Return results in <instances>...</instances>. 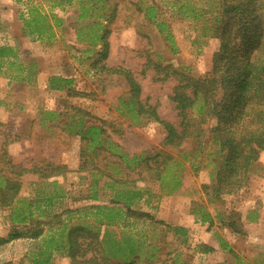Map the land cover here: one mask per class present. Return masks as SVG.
I'll list each match as a JSON object with an SVG mask.
<instances>
[{"label": "trees", "instance_id": "trees-1", "mask_svg": "<svg viewBox=\"0 0 264 264\" xmlns=\"http://www.w3.org/2000/svg\"><path fill=\"white\" fill-rule=\"evenodd\" d=\"M42 1L50 7L77 5V21L96 18L97 21L91 24L81 23L74 32L78 43L87 44L82 52L91 53L85 57L86 61L97 71L103 69L126 80L130 94L118 102L121 115L135 125L143 119L158 123L165 136L159 149L129 155L110 140L102 125H85L86 111L76 108L64 122L63 130L82 141V162L78 170L89 171L87 198L99 202L101 196L108 197L104 202L68 208L59 214L48 210L54 199L63 196L55 178L64 177L71 170L66 165L52 163L19 166L13 164L3 151L0 154V210H8L9 228L0 236V247L16 240L35 241L36 245L18 264H52L57 255L69 258V264H194L181 258L178 251L158 254L160 247L149 233L157 228L168 231L171 240L179 244L184 242L188 229L135 209L134 205L144 195H152L149 188L139 187L137 182L145 174L150 182L158 184V195H171L182 184L183 164L189 157L204 155L207 146H212L214 150L206 154L212 165L211 178L201 185L204 201L193 203L191 213L196 221L209 227L216 219L230 230L236 229L233 224H224L225 220L218 215H212L208 205L219 203L225 195L239 192L248 181L252 166L264 153V0H209L205 8L198 7L193 0L172 3L176 14L199 23L203 34L213 31L219 38L211 69L202 76L191 77L170 64L155 62L154 79L175 82L169 98L176 111V124L162 119L156 105L139 99L142 88L131 71L107 68L104 64L97 69L96 64L106 60L110 52L107 22L114 18L116 8L113 6L108 10L109 0ZM143 13L149 22L155 23L174 52L176 47L169 25L161 19L156 7L147 6ZM62 23L63 19L51 10L31 6L28 16L23 19L22 31L38 39L53 38L55 28ZM10 57L11 48L0 46V60ZM10 64L16 65L17 71L18 67H23L21 63ZM73 81L52 75L47 87L64 91L70 97L83 96L85 93L75 89ZM45 114L53 113L46 111ZM210 120L215 124L206 131L204 126ZM186 140L194 141L189 152L180 151L179 155H174L169 151L181 149ZM104 153L114 160L101 162ZM87 164L90 166L86 167ZM134 172L138 175L136 179L131 176ZM25 174H34L43 181L52 179L54 189L46 195L36 196L35 201L18 199L21 178ZM220 245L234 260L229 264H250L225 241L221 240ZM197 248L202 253L213 251L206 244Z\"/></svg>", "mask_w": 264, "mask_h": 264}, {"label": "rangeland", "instance_id": "rangeland-1", "mask_svg": "<svg viewBox=\"0 0 264 264\" xmlns=\"http://www.w3.org/2000/svg\"><path fill=\"white\" fill-rule=\"evenodd\" d=\"M174 1L109 0L108 10L113 6L116 8L114 18L107 22L110 52L108 58L99 61L96 67L98 69L104 64L107 68L131 71L142 88L139 99L156 105L162 119L176 124V111L169 98L175 82L156 81L155 62L170 64L191 77L202 76L211 69L219 38L213 31L203 34L199 23L176 14L172 4ZM208 1L193 0L198 7L204 8ZM31 6L51 10L63 19L62 25L55 28L53 38L38 39L23 33V19L28 16ZM147 6L156 7L161 19L168 23L176 47L174 52L167 46L155 23L145 18L143 9ZM77 9L78 6L73 3L64 7H50L42 0H0V46L10 47L12 51V57L0 60V154L5 151L11 162L19 166L52 163L66 165L71 170L64 177L55 178L59 189L63 190V196L54 199L48 210L57 214L68 208L101 203L108 197L101 196L99 202L87 198L89 171L78 170L82 162V141L63 130L64 122L69 120L76 108L86 111L85 125H102L110 140L129 155L159 149L165 136L164 129L158 123L143 119L135 125L120 114L118 102L129 96V86L120 75L90 67L85 57L91 53L82 52L87 44L78 43L74 32L82 24L97 20L93 17L77 21ZM100 21L105 22L103 19ZM17 36L26 43L10 44ZM96 57H92L91 61ZM12 62L21 63L23 67H18L17 71V66L10 64ZM52 75L72 78L73 87L85 94L70 97L64 91L48 89V78ZM15 77L23 79L17 80ZM46 111L53 114L47 115ZM214 124L215 121L210 120L204 129L208 131ZM193 144V140H186L181 149L169 151L179 155L180 151L189 152ZM213 150L214 147L207 146L204 155L189 157L183 164L182 184L171 195H158V184L150 182L145 174L140 176L137 182L139 187L149 188L152 195H144L134 208L151 214L157 220L188 229L184 242L179 244L171 240L168 231L157 228L149 233L160 247L159 255H164L168 250L178 251L181 258L194 264H229L234 260L221 247L220 241L223 240L250 264H264V153L252 166L249 179L239 192L225 195L219 203L208 205L212 215H218L226 225H235L237 230H230L216 219L209 227L196 221L191 213L193 203L204 201L201 185L210 181L212 171L206 154ZM103 156L105 158L101 162L114 160L106 153ZM131 176L135 179L138 177L136 172ZM21 181L20 200L35 201L36 196L46 195L54 189L52 179L43 181L34 174L23 175ZM257 210H261V214L257 215H260L259 221L262 223L250 226L251 232L249 228L247 232L243 227L247 224L245 219L251 218ZM8 228V210H0V236ZM254 237L259 240H254ZM200 244L208 245L213 251L202 253L197 248ZM35 245V241L22 239L1 246L0 264H18ZM69 263V258L60 255L55 256L52 262Z\"/></svg>", "mask_w": 264, "mask_h": 264}, {"label": "crops", "instance_id": "crops-1", "mask_svg": "<svg viewBox=\"0 0 264 264\" xmlns=\"http://www.w3.org/2000/svg\"><path fill=\"white\" fill-rule=\"evenodd\" d=\"M14 43H17L18 45L20 44H25L26 42L25 41H23L21 38H19V36H17V37H15V38H13L11 41H10V44H14ZM22 44V45H23ZM23 50V49H22ZM257 214H261V210H257V212H256V214H252V216H251V218H247V219H245V221H246V223L247 224H244L245 226H243V227H245V230L248 232V228H249V232H251V227L250 226H252V225H259V224H261L262 222H261V220L259 221V219H260V215H259V217H258V215ZM258 221H259V223H258ZM248 226V227H247ZM254 240H256V241H258L259 240V238L258 237H254Z\"/></svg>", "mask_w": 264, "mask_h": 264}]
</instances>
